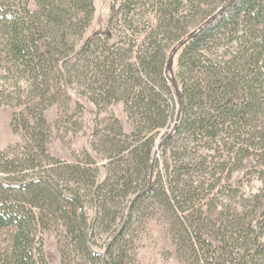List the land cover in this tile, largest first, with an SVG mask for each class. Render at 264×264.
Returning a JSON list of instances; mask_svg holds the SVG:
<instances>
[{
  "label": "trees",
  "instance_id": "trees-1",
  "mask_svg": "<svg viewBox=\"0 0 264 264\" xmlns=\"http://www.w3.org/2000/svg\"><path fill=\"white\" fill-rule=\"evenodd\" d=\"M93 1L0 0V70L28 76L29 85L35 96L41 98V103L46 102L49 96V104L54 102L52 97L55 93L52 90L55 83L59 88H65L75 73L80 78L89 69H94L98 76L95 83L99 84L97 88L100 92L97 95L106 94L116 99L115 93L119 91V99H128L139 94L137 105L146 123L128 134L123 133L119 125L118 135L124 136L123 139L114 136L108 138L111 147L104 155L109 159L106 168L113 167L107 169L103 177L89 179L85 173L78 172L82 168L80 165H67L70 167L68 170L73 171L69 172V177L74 183L87 185L88 194L95 204V215L90 223L92 227L106 225L109 217L116 221V216L111 217L108 211V200L111 201L113 191H116L115 196L127 198L125 214L109 236L105 255L92 253L86 218L75 205L80 203V195L72 190L75 195L64 193L58 182L50 177L39 175L26 179H0L14 196L0 198V228H13L10 248L0 255V264H47L37 230L45 229L47 223L44 217L55 215L57 209L62 210L63 218L67 219L66 232L72 234L78 250L89 254L91 251L90 259L95 260L98 256L99 264H122L126 254L122 241L128 232L131 216L142 201L155 196L160 189L167 205L172 210L179 208L178 201H174L176 188L171 183L169 189L160 185L162 167L154 177V162L150 158L148 144V134L164 127L169 117L168 107L161 95L168 88L164 77L165 50L175 40L180 47L177 62L179 120L173 127L175 133L186 130L216 142L226 133L231 148L247 144L255 138L262 139L264 143L262 129L247 139L245 133L241 137L239 131L245 128V123L256 119L258 112L264 111V76L261 73L264 68V0H224L201 27L185 36L181 33L185 15L180 9L186 0H152V16L149 23L147 21L148 26H144L146 22L138 20L137 11L142 6L139 0H120L119 8L111 14L110 21L115 19L117 22L120 15L123 20L121 26L127 33L123 34V31L112 27L102 39L96 36L84 40L77 48L76 39L83 35L91 21ZM115 35L119 39H129L126 49L120 48L119 43H113L110 47L106 45ZM97 41L100 42V49L92 51L91 48L98 45ZM229 42L237 44L234 55H230L231 60L220 61L208 56V46L219 47ZM127 52L133 53L132 57L123 58L122 55ZM3 92L1 89L0 104L4 105L8 102ZM19 115L28 133L31 118L23 113ZM17 117L13 115L10 122L14 132L19 130ZM39 123L43 126L45 120L40 117ZM30 137L37 151L45 154L46 133L41 131L36 137ZM170 138L167 133L163 153L170 146ZM36 160L33 154H28L23 167L28 169L35 166ZM120 162H125L131 168L129 172L135 174L136 181L129 176H117L116 166ZM54 163L58 165L59 161L55 160ZM165 167V171L170 172L167 164ZM174 175L178 177V171L167 173L170 181H174ZM130 189L132 192H129ZM46 194L49 197L47 203L43 204L47 205L46 208L42 205L38 209L39 202L45 200ZM254 198L261 203V212L259 217L246 215L245 264H260V259H264V188ZM59 250L64 256L60 245ZM194 251H197V247H194ZM200 261L203 262L202 259Z\"/></svg>",
  "mask_w": 264,
  "mask_h": 264
},
{
  "label": "rangeland",
  "instance_id": "rangeland-1",
  "mask_svg": "<svg viewBox=\"0 0 264 264\" xmlns=\"http://www.w3.org/2000/svg\"><path fill=\"white\" fill-rule=\"evenodd\" d=\"M223 2L224 0H186V4L180 9L185 15L181 33L185 36L201 27L205 19L216 12ZM119 4L120 0L93 1L91 21L83 35L76 39L77 48L84 40L96 36L102 39L112 27L123 31V34L127 33L121 26L123 20L120 15L117 22L115 19L110 21L111 14L119 8ZM139 5L142 6L137 11L138 20L146 22L144 26H148V20L152 16V0H139ZM121 38L115 35L106 45L110 47L113 43H119L120 48L126 49L129 39ZM208 48V56L228 61L232 59L237 44L229 42L223 46ZM91 49H100V42ZM179 53L180 47L176 40L165 50L164 77L168 88L161 98L168 107L169 117L164 127L148 134L154 177L162 167L160 185L169 189L171 183L176 188L174 201H178L179 208L172 210L160 189L155 196L142 201L131 216L128 232L122 241V248L126 250L122 264H245L246 215L259 217L261 212V203L254 195L264 188V143L262 139L255 138L251 142L247 141V144L231 148V143L227 142L229 135L226 133L218 142L186 130L175 133L173 127L179 120ZM132 54L127 52L122 57H132ZM15 72L9 74L0 70V90L4 91V99L8 102L0 104V179L9 177L16 180L40 175L56 180L64 193L80 195V203L75 205L86 218L90 249L92 253L105 255L109 236L125 214L127 198L115 196L116 191L111 192L113 196L111 201L108 200V211L111 217L116 216V221L109 217L110 222L105 223L106 225L92 227L90 223L95 215V204L88 194L87 185L74 183L69 177V172L73 171H69L70 167L67 165H80L82 168L78 172L85 173L89 179L103 177L107 169L113 167L106 168L109 159L104 155L111 147L108 138L114 136L123 139L124 136L118 135L119 125L123 133L128 134L141 127L140 124L146 123L137 105L139 94L128 99H119V91L115 93L116 99L109 98L106 94L97 95L100 92L97 88L99 84L95 83L98 76L94 69H89L80 78L75 73L65 88H59L58 83H55L52 90L55 93L52 97L54 102L49 104V96L45 97L46 102L41 103V98L35 96L29 85L28 76ZM261 73L264 76V68ZM193 75L196 73L193 72ZM20 113L31 118L28 133L25 132ZM15 114L18 116L17 132L12 130L10 124ZM40 117L45 120L43 126L39 125ZM260 129L264 130L263 110L239 131L241 137L245 136L247 139ZM41 131L46 133V153L42 155L30 137H36ZM167 133L171 136L168 141L170 146L163 153ZM28 154L37 158V164L26 169L23 165ZM55 160L59 161L58 165L54 163ZM116 164L118 163L114 165ZM119 164L116 166L118 177L129 176L137 180L135 174L129 172L131 168L125 162ZM166 164L170 167V172L178 171V177L174 175V181L167 177L170 172L165 171ZM4 184L0 182V198L14 197ZM48 200L46 194L45 200L39 202L38 209ZM63 215L62 210L57 209L55 215L44 217L47 223L45 229L37 230V236L42 239L47 264H94L95 261L99 264L98 256L95 260L90 259L91 251L89 254L77 249L72 234L66 232L68 221ZM12 230V227L0 228V255L10 248ZM59 245L64 256L61 255ZM194 247H197V251H194ZM259 262L264 264V259L261 258Z\"/></svg>",
  "mask_w": 264,
  "mask_h": 264
}]
</instances>
